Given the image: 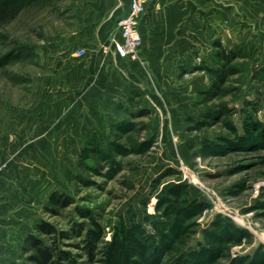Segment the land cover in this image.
I'll return each mask as SVG.
<instances>
[{
    "label": "rangeland",
    "instance_id": "374dc122",
    "mask_svg": "<svg viewBox=\"0 0 264 264\" xmlns=\"http://www.w3.org/2000/svg\"><path fill=\"white\" fill-rule=\"evenodd\" d=\"M83 1L36 0L0 28V136L12 137L19 148L40 147L24 144V119H16L44 102L49 110L54 106L38 90L47 74L41 57L73 35ZM210 3L215 11L226 6L225 19L212 15L204 48L196 46L177 61V80L171 83L178 84L177 91L132 89L135 94L115 98L97 121L81 114L82 139L42 145L48 160L28 150L19 155L49 169L47 175L26 176L31 190L19 187L27 206L19 207L23 223L12 225L18 228L10 231V255L3 264H30L29 235L51 242L35 231L43 222L70 234L58 245L77 256V264H103L104 245L125 230L133 239L151 237L153 245L162 235L168 238L160 264L201 255H206L201 264H264V0ZM219 25L225 31H217ZM223 52H232L234 60L226 63ZM207 69L224 70L223 82L214 87ZM53 194L68 199L69 206H51ZM177 196L188 217L172 241L168 206ZM79 210H88L103 234L93 260L74 248L82 246L87 230H96Z\"/></svg>",
    "mask_w": 264,
    "mask_h": 264
},
{
    "label": "crops",
    "instance_id": "0c3cea01",
    "mask_svg": "<svg viewBox=\"0 0 264 264\" xmlns=\"http://www.w3.org/2000/svg\"><path fill=\"white\" fill-rule=\"evenodd\" d=\"M210 5V0H163L157 8L149 9L138 25L140 61L133 62L121 60L109 47L115 22L127 11L128 0H85L79 4L73 35L49 46L44 50L47 54L41 57L47 74L38 90L54 106L49 110L44 102L16 119H24L22 127L27 130L25 136L21 134L24 144L40 147L19 148L12 137L0 136V264L10 255V231L18 228L12 225L23 223L19 207L27 206V199L19 196V187L22 191L31 190L26 176L47 175L49 169L43 163L31 165L25 161L26 157L19 155L28 150L36 159L48 160L42 145L55 144L67 137L73 141L82 139L83 113L90 116V122L97 121L98 115L105 114L115 98L125 97L132 89L150 85L157 89L156 95L161 94V89L164 94L177 91L178 84L171 85L177 80V61L196 46L205 45L203 37L213 28L208 21L212 15L225 19L226 6H218L215 11ZM218 28L217 31L220 28L225 31V25ZM198 32L205 35L201 37ZM78 51L83 52L81 57L77 56ZM195 86L198 87L196 82L191 86L193 92L198 90ZM144 92L156 101L150 89ZM70 126H74L73 132L67 135L65 129ZM18 174L24 177L25 185L18 181Z\"/></svg>",
    "mask_w": 264,
    "mask_h": 264
},
{
    "label": "trees",
    "instance_id": "16d2710c",
    "mask_svg": "<svg viewBox=\"0 0 264 264\" xmlns=\"http://www.w3.org/2000/svg\"><path fill=\"white\" fill-rule=\"evenodd\" d=\"M36 0H0V28L5 24L16 19L19 14L24 11L23 8L31 4ZM220 57L225 60L226 63L232 62L234 60V54H226L223 52L220 54ZM207 71L214 77L213 86H218L224 80L226 73L224 70H212L207 69ZM129 94H135L133 91H130ZM129 96V95H128ZM127 97V103L131 101ZM124 102V101H123ZM122 102V104H123ZM146 111L141 114L144 115ZM63 196L60 194H53L49 197V204L56 208H66L69 206L68 199L63 200ZM184 202H180L179 196L174 200V203L168 206V215L172 216V225L170 233L172 234L171 240L175 241L180 234H182V223L183 220L187 219L188 213L187 210L180 205ZM82 218L91 219L90 212L88 210H79L78 211ZM167 215V216H168ZM92 220V219H91ZM177 226H176V222ZM93 226L96 230H87L84 234L82 241V246L75 245V249H80L85 252L89 257V260H93L94 254L98 249V244H100L103 234L100 227L92 220ZM160 232V229H156ZM35 231L41 235L49 236L51 242L45 244L39 239L29 235L25 243L29 246L31 254L26 259L30 264H77L75 255L70 253L68 250L63 251L59 249L58 240L66 241L70 239V234L66 231L57 232L56 229L48 223H40L35 226ZM80 233H77V237L81 236ZM160 234V233H159ZM158 236V235H157ZM123 237V238H122ZM115 235L112 240L105 244L102 250L103 264H160L161 258H163V251H166L170 245H167L166 240L168 238L163 235L162 240L160 238L158 245H153L156 241H151V237L143 236L142 238L131 237L130 230H125L124 236ZM174 238V239H173ZM169 242V241H168ZM171 242V241H170ZM157 244V243H156ZM173 244V243H172ZM168 246V247H167ZM205 257L206 255H201ZM194 257L190 260L181 259L177 264H201L204 259Z\"/></svg>",
    "mask_w": 264,
    "mask_h": 264
},
{
    "label": "built area",
    "instance_id": "2783aa9c",
    "mask_svg": "<svg viewBox=\"0 0 264 264\" xmlns=\"http://www.w3.org/2000/svg\"><path fill=\"white\" fill-rule=\"evenodd\" d=\"M163 0H128L127 11L120 16L114 25L109 40V47L122 59L139 62L141 40L138 35V25L149 9H155ZM82 51L77 52L81 57Z\"/></svg>",
    "mask_w": 264,
    "mask_h": 264
}]
</instances>
